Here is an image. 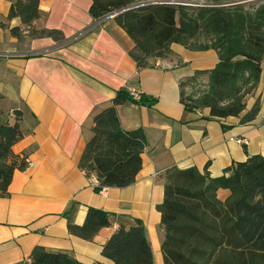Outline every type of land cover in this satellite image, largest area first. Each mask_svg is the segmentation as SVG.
Masks as SVG:
<instances>
[{"label":"crops","instance_id":"crops-1","mask_svg":"<svg viewBox=\"0 0 264 264\" xmlns=\"http://www.w3.org/2000/svg\"><path fill=\"white\" fill-rule=\"evenodd\" d=\"M11 0H0V122L15 120L22 138L11 149L25 154L30 167L14 170L0 196V264H27L36 245L65 252L79 262L111 261L102 246L119 227L139 220L154 264H163L164 228L157 205L163 200L166 171L195 167L211 177L232 162L264 156V58L258 83L238 116L212 117L208 108L187 110L180 83L218 62L214 49L194 50L170 44V53L138 67L129 54L134 42L114 20L93 19L90 0H39L35 29L50 35L11 36L20 19H6ZM207 75L197 77L206 83ZM153 99L151 105L126 100L116 105L123 129L141 128L147 145L132 184L94 190L96 178L78 166L92 134L94 115L112 103L118 90ZM259 101L255 118H240ZM17 118V119H16ZM244 139L239 143L237 139ZM225 174H227L225 172ZM220 200L229 190L219 188ZM89 207L112 214L110 224L86 240L70 234L69 222L81 225Z\"/></svg>","mask_w":264,"mask_h":264},{"label":"trees","instance_id":"trees-1","mask_svg":"<svg viewBox=\"0 0 264 264\" xmlns=\"http://www.w3.org/2000/svg\"><path fill=\"white\" fill-rule=\"evenodd\" d=\"M143 1L90 0L88 12L98 19ZM202 1L192 8L170 2L148 3L113 18L134 42L129 54L138 67L150 65V58L169 54L173 42L194 50L214 49L218 62L212 69L196 71L181 82L180 100L187 110L208 108L212 117L238 116L245 109V96L260 77L264 0L251 10L241 0ZM38 6L39 0H11L6 19L18 17L23 26L10 27L11 36L22 40L34 33L55 32L32 26L40 15ZM0 28H6V24L0 22ZM201 74L207 75L206 83L197 82ZM126 100L136 101L125 90H118L111 105L93 117L92 134L78 166L88 177L95 176L96 192L132 184L141 168V153L147 145L145 133L141 128L123 129L116 112V105ZM153 101L143 97L136 102L149 106ZM258 111L256 100L240 123L252 121ZM21 138L16 120L12 124L0 122V196L7 193L14 170L26 168V155L11 149ZM219 188L229 190L223 201L216 194ZM157 210L164 228L163 264H264V156L254 154L232 162L217 177L195 167L168 169ZM111 218L109 212L89 207L83 223L69 222L67 229L90 240L110 224ZM101 254L110 264H154L139 220L127 227L119 225L103 244ZM29 258L27 264H84L65 252L38 245Z\"/></svg>","mask_w":264,"mask_h":264},{"label":"rangeland","instance_id":"rangeland-1","mask_svg":"<svg viewBox=\"0 0 264 264\" xmlns=\"http://www.w3.org/2000/svg\"><path fill=\"white\" fill-rule=\"evenodd\" d=\"M147 1V0H145ZM143 1V2H145ZM176 1H180L181 3H178V4H182V5H185L189 8H192V7H196L198 6L200 3H202L203 1L202 0H176ZM157 2H170V3H174V4H177L175 3V0H157L155 3ZM240 2H244L245 4V7L249 10L253 9L258 3L261 2V0H241ZM35 36H38L40 35L39 33H34ZM25 37V36H24ZM23 37V38H24ZM202 39V38H200Z\"/></svg>","mask_w":264,"mask_h":264},{"label":"water","instance_id":"water-1","mask_svg":"<svg viewBox=\"0 0 264 264\" xmlns=\"http://www.w3.org/2000/svg\"><path fill=\"white\" fill-rule=\"evenodd\" d=\"M156 1H157V0H147V1H145V2H138V3H135V4L128 5V6L124 7V8H120V9H118V10H115V11H113V12L107 14V15H108V16H114V15H116L117 13H119V12H121V11H124V10L130 9V8H133V7H137V6H139V5H144V4H148V3H155ZM175 3H181V2L175 0Z\"/></svg>","mask_w":264,"mask_h":264},{"label":"built area","instance_id":"built-area-1","mask_svg":"<svg viewBox=\"0 0 264 264\" xmlns=\"http://www.w3.org/2000/svg\"><path fill=\"white\" fill-rule=\"evenodd\" d=\"M201 88L204 89V86H201ZM132 98H133L134 100L138 101V100L141 99V96L139 95L138 92H134V93L132 94ZM237 141H238L239 143H242V142H244V139L240 138V139H237ZM25 162H26V167H30V166L32 165V161L29 160L28 158H25ZM96 184H97V181H96ZM96 184H95V185H96ZM101 190H102V189H101Z\"/></svg>","mask_w":264,"mask_h":264}]
</instances>
